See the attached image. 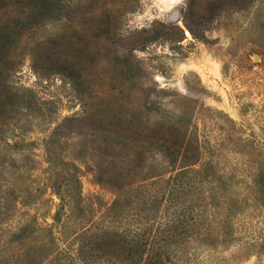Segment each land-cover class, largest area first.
Instances as JSON below:
<instances>
[{
	"label": "rangeland",
	"instance_id": "obj_1",
	"mask_svg": "<svg viewBox=\"0 0 264 264\" xmlns=\"http://www.w3.org/2000/svg\"><path fill=\"white\" fill-rule=\"evenodd\" d=\"M50 3L0 12V264H264V0Z\"/></svg>",
	"mask_w": 264,
	"mask_h": 264
},
{
	"label": "trees",
	"instance_id": "obj_2",
	"mask_svg": "<svg viewBox=\"0 0 264 264\" xmlns=\"http://www.w3.org/2000/svg\"><path fill=\"white\" fill-rule=\"evenodd\" d=\"M17 4H5L0 0V12L12 7H20L26 16L23 23H30L35 17L51 10L50 0H16ZM20 23V22H19ZM13 41L9 30L0 26V56L8 50ZM177 236H122L119 241L120 264H168L169 256L164 254L165 247L177 243Z\"/></svg>",
	"mask_w": 264,
	"mask_h": 264
},
{
	"label": "built area",
	"instance_id": "obj_3",
	"mask_svg": "<svg viewBox=\"0 0 264 264\" xmlns=\"http://www.w3.org/2000/svg\"><path fill=\"white\" fill-rule=\"evenodd\" d=\"M24 72H26V71H24Z\"/></svg>",
	"mask_w": 264,
	"mask_h": 264
}]
</instances>
